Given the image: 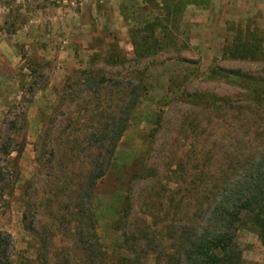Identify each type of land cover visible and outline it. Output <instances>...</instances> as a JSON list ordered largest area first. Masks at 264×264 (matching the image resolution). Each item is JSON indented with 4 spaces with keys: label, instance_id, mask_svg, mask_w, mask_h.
Returning <instances> with one entry per match:
<instances>
[{
    "label": "rangeland",
    "instance_id": "1",
    "mask_svg": "<svg viewBox=\"0 0 264 264\" xmlns=\"http://www.w3.org/2000/svg\"><path fill=\"white\" fill-rule=\"evenodd\" d=\"M57 1L0 0L1 264H190L264 149V0Z\"/></svg>",
    "mask_w": 264,
    "mask_h": 264
},
{
    "label": "trees",
    "instance_id": "2",
    "mask_svg": "<svg viewBox=\"0 0 264 264\" xmlns=\"http://www.w3.org/2000/svg\"><path fill=\"white\" fill-rule=\"evenodd\" d=\"M232 46L229 55L242 58L248 56L251 45L243 40L234 42ZM125 128L126 124L122 125V129ZM16 148L11 149V143H8L3 151L11 155ZM236 160L232 168L235 178L225 177L217 187L216 190L223 189L225 192L215 201L210 223L186 252L190 264H242V254L236 242L242 226H249V230L255 231L264 245V149ZM107 168L95 164L88 178L89 189L109 171Z\"/></svg>",
    "mask_w": 264,
    "mask_h": 264
},
{
    "label": "crops",
    "instance_id": "3",
    "mask_svg": "<svg viewBox=\"0 0 264 264\" xmlns=\"http://www.w3.org/2000/svg\"><path fill=\"white\" fill-rule=\"evenodd\" d=\"M44 1V0H43ZM66 2V3H68V4H75V2H76V0H58L57 2ZM118 1V0H117ZM112 2V1H111ZM110 2V3H111ZM119 2L121 3L122 2V0H119ZM112 4V3H111ZM70 10L68 11V12H64V13H62L63 14V16L62 17H65V18H68V17H70V16H72V15H74L73 13H71V8H69ZM50 11H48L50 14H51V17H48L49 19H53V18H55L56 17V14L57 13H60L61 11H57V10H53V11H51V9H49ZM82 14H84V11L83 12H81L80 13V16L82 15ZM110 16H111V19L112 20H114L115 19V16H113L112 14H111V11H110V14H109ZM44 17L45 18H47L45 15H44ZM58 17V16H57ZM70 31L72 30H76V27H74L72 24L70 25V29H69Z\"/></svg>",
    "mask_w": 264,
    "mask_h": 264
}]
</instances>
